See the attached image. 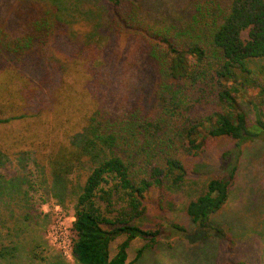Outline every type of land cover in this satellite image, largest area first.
I'll list each match as a JSON object with an SVG mask.
<instances>
[{"label": "trees", "instance_id": "obj_1", "mask_svg": "<svg viewBox=\"0 0 264 264\" xmlns=\"http://www.w3.org/2000/svg\"><path fill=\"white\" fill-rule=\"evenodd\" d=\"M22 1L14 26L0 18V126H23L4 138L0 155L17 159L26 174H1L7 202L0 214L12 219L19 210L13 229L0 221L12 229L8 238L0 234V264H15L44 237L32 190L42 192L41 203H73L77 264L137 263L165 231L155 217L145 223L153 209L169 217L179 208L201 237H230L212 216L228 203L236 166L209 177L185 202L176 192L188 183L206 136L238 144L264 137V0H192L189 13L172 18L147 0H102L106 34L74 53L64 70L59 64L61 76L48 50L66 34L62 0ZM114 37L135 41L139 56L126 68L128 89L109 98L91 88L87 72L112 64L113 54L97 58ZM74 72L80 76L71 82ZM238 150L227 151L234 164ZM29 160L36 170L27 175ZM8 161L0 163L6 168ZM171 226L188 232L178 222ZM135 239L144 244L129 261Z\"/></svg>", "mask_w": 264, "mask_h": 264}, {"label": "rangeland", "instance_id": "obj_2", "mask_svg": "<svg viewBox=\"0 0 264 264\" xmlns=\"http://www.w3.org/2000/svg\"><path fill=\"white\" fill-rule=\"evenodd\" d=\"M147 1L151 6H158L161 16L172 18L184 9L189 13L192 0ZM22 2V0H0V18L6 20L11 27L17 22L15 11ZM62 2L65 7L62 9L63 18L67 23L66 34H63L64 37L61 36L59 41L48 50V58L58 65L55 67V74L60 76L64 68L70 65L74 53L80 52L82 47L92 43L97 35H104L107 32V9L102 0H62ZM110 54L115 55L112 64L109 62L105 66L89 70L87 77L91 88L99 90L104 97L108 95L109 98L114 96L117 98L118 94L128 89L132 77L130 70L126 68L131 61L138 59L139 49L137 50L135 41H127L125 38L117 40L114 37L104 50L102 49L97 61L102 60L104 55L108 59ZM59 64H63V70L59 68ZM78 75L80 76V73L74 72L68 78L71 82H75L74 78ZM87 80L84 81L88 82ZM47 100L49 97L45 99V104L49 103ZM243 104L252 121L253 114L249 112V105L246 102ZM22 128L19 122L11 126H0V144L5 142L4 138L12 130L14 132L11 134L17 135L23 131ZM205 139L203 153L193 159V172L188 176V183L177 190L176 196L178 202H185L188 197L200 191L209 177L216 173H227L236 166L228 203L212 216L215 224L223 227L230 237L223 233L222 235L214 233L208 238L201 237L198 228L179 208L169 217L156 213L153 209L149 212L148 218H145V223L153 225L156 218L165 223V231L161 236V243L155 249L148 250L135 264H227L239 260L264 264V137L255 136L252 140L240 144L237 140L226 136L219 138L206 136ZM234 147H238L240 154L235 164L233 163L235 155L227 156V151L234 153ZM1 155L0 162L8 159L9 161L6 163V168L0 163V178L3 177L1 174L7 176L25 174L17 159ZM33 170H36V166L32 160H29L25 167L27 175ZM25 187L27 184L23 185V188ZM41 193L32 190L30 195L36 201L38 210L42 212L38 221V234L44 237L38 240L40 242L38 247L28 248L24 252V257L22 253L20 255L22 260L16 259L15 264H77L70 254L69 246L74 221L73 203H70L67 209L55 200L41 203ZM0 202H7V197L1 195ZM1 205L2 203L0 207ZM18 210L14 207L12 219L1 213L0 221L8 219L5 224L13 229ZM45 214H49L46 227L47 220L43 219ZM173 222L186 226L188 232L175 230L176 228L171 226ZM6 225L3 226L0 222V234L8 238L7 232H11L12 229L9 231ZM121 240L122 238L119 242ZM143 244L144 241L141 239L133 240L129 249V261L136 258L137 251ZM113 247L115 251L116 244L113 243L111 249Z\"/></svg>", "mask_w": 264, "mask_h": 264}, {"label": "built area", "instance_id": "obj_3", "mask_svg": "<svg viewBox=\"0 0 264 264\" xmlns=\"http://www.w3.org/2000/svg\"><path fill=\"white\" fill-rule=\"evenodd\" d=\"M70 254L72 255V241L70 242Z\"/></svg>", "mask_w": 264, "mask_h": 264}]
</instances>
